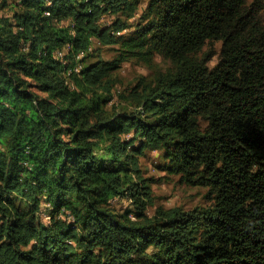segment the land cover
Returning <instances> with one entry per match:
<instances>
[{"label": "trees", "instance_id": "16d2710c", "mask_svg": "<svg viewBox=\"0 0 264 264\" xmlns=\"http://www.w3.org/2000/svg\"><path fill=\"white\" fill-rule=\"evenodd\" d=\"M1 8L0 264H264V0ZM157 55L116 101L115 72ZM146 150L211 205L148 214Z\"/></svg>", "mask_w": 264, "mask_h": 264}, {"label": "rangeland", "instance_id": "374dc122", "mask_svg": "<svg viewBox=\"0 0 264 264\" xmlns=\"http://www.w3.org/2000/svg\"><path fill=\"white\" fill-rule=\"evenodd\" d=\"M2 2L3 0H0V15L8 13V10H2ZM214 47L217 55L209 62L210 67H213L218 62L221 43H215ZM97 48H100L101 56L105 60L113 59L116 54V47L97 45ZM169 66L170 62L159 55L154 57L151 65L135 59L125 62L115 72L118 80L115 90H119L116 94V101L119 100L120 93L128 91L138 81L150 82L158 70L164 71ZM165 162L161 157V153L156 150H146L144 156L140 158L144 176L153 178V206L149 208L148 214L153 215L158 207H177L189 211L196 207H208L211 205L212 201L208 188L184 184L181 182L179 175L171 174L162 169ZM114 206L119 211H125L130 207V203L127 200H120L116 201Z\"/></svg>", "mask_w": 264, "mask_h": 264}, {"label": "bare ground", "instance_id": "6f19581e", "mask_svg": "<svg viewBox=\"0 0 264 264\" xmlns=\"http://www.w3.org/2000/svg\"><path fill=\"white\" fill-rule=\"evenodd\" d=\"M80 68H77V70H79Z\"/></svg>", "mask_w": 264, "mask_h": 264}]
</instances>
